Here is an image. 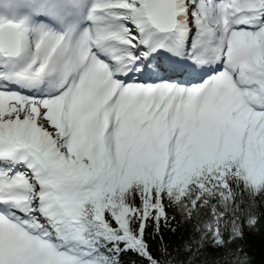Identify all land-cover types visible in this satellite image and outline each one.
Instances as JSON below:
<instances>
[{
  "label": "snow or ice",
  "instance_id": "obj_1",
  "mask_svg": "<svg viewBox=\"0 0 264 264\" xmlns=\"http://www.w3.org/2000/svg\"><path fill=\"white\" fill-rule=\"evenodd\" d=\"M260 204L264 0H0V264H250Z\"/></svg>",
  "mask_w": 264,
  "mask_h": 264
},
{
  "label": "trees",
  "instance_id": "obj_2",
  "mask_svg": "<svg viewBox=\"0 0 264 264\" xmlns=\"http://www.w3.org/2000/svg\"><path fill=\"white\" fill-rule=\"evenodd\" d=\"M260 202L258 201V204ZM259 216V221L256 227L252 230L245 228V237L242 241H238L244 251L250 258V264H264V204H260L259 209L255 210ZM170 215L176 216L172 227L176 229L175 232L170 231L167 227L163 229V241L171 245L175 249L183 241L197 236L195 231L197 223L196 218L186 220L181 217L177 212L170 211ZM203 218V217H201ZM157 245L154 243L153 247ZM215 256L219 259V253L209 248L208 257L211 259ZM125 264H135V257L128 255L124 257Z\"/></svg>",
  "mask_w": 264,
  "mask_h": 264
}]
</instances>
